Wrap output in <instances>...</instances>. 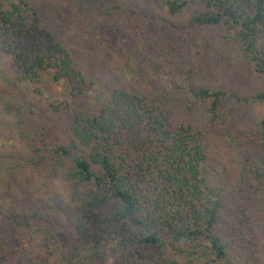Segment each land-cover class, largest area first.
Instances as JSON below:
<instances>
[{
  "label": "trees",
  "instance_id": "1",
  "mask_svg": "<svg viewBox=\"0 0 264 264\" xmlns=\"http://www.w3.org/2000/svg\"><path fill=\"white\" fill-rule=\"evenodd\" d=\"M134 18L151 28L124 32ZM141 35V78L176 63L174 89L111 66ZM0 50L9 85L49 76L72 102L51 108L78 107L46 151L35 110L0 93V138L22 142L0 147V264L14 235L44 248L29 264H264V0H0Z\"/></svg>",
  "mask_w": 264,
  "mask_h": 264
},
{
  "label": "rangeland",
  "instance_id": "2",
  "mask_svg": "<svg viewBox=\"0 0 264 264\" xmlns=\"http://www.w3.org/2000/svg\"><path fill=\"white\" fill-rule=\"evenodd\" d=\"M129 28L124 27V32L128 33L131 28H140L145 33L151 26L147 19L134 18L129 20ZM143 33V34H145ZM144 35L135 37L133 41L125 45L123 49L119 51L114 60L111 62V66L121 75L125 80L132 81L137 78H141L140 60L146 53L148 44L143 38ZM144 39V40H143ZM216 51L213 50L212 56L216 55ZM211 55V54H210ZM209 58L206 59V63L202 62V65H209ZM214 60V71L217 77H223L225 72H221L222 65L219 64L221 59ZM14 60L12 57L5 55L0 50V93L11 92L14 96L18 97L21 104L32 107L37 113V123L39 127L43 129L44 136L42 138V146L46 151L50 149L57 142L66 143L69 140L71 129L73 126V120L75 117V109L78 108L75 105L68 109H62L57 112L51 106H57L58 104L68 101L72 103L68 96L66 89V83L64 81L55 82L51 77L44 76L41 83V92L38 94L33 91L34 87L30 83H23L19 87H13L8 82L11 79H15L16 74L19 72L14 66ZM198 64V63H197ZM201 64V63H199ZM176 63H168L163 68V73L159 75L145 76L141 78V87L145 90H172L176 87V84L180 81L178 75V66ZM205 67V66H203ZM235 76V75H234ZM239 80L245 84H252L256 81L241 78L237 75ZM235 77L232 75L229 77V81H234ZM237 80V79H236ZM12 90V91H11ZM91 105L98 109L102 100L106 94L105 86L98 84L90 92ZM14 146H22V142L19 139H12L6 141L0 138V147L7 150L12 149ZM9 164L4 163L1 167L0 174L8 175ZM9 252L11 254V260L13 264H29L26 251L33 253L32 255L37 257L44 256V248L39 242H29L21 236L14 235V240L8 245ZM96 264H115L112 259H106Z\"/></svg>",
  "mask_w": 264,
  "mask_h": 264
}]
</instances>
